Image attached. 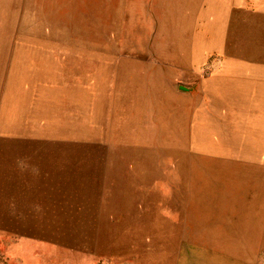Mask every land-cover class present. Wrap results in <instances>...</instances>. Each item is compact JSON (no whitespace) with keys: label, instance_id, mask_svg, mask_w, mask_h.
<instances>
[{"label":"rangeland","instance_id":"rangeland-1","mask_svg":"<svg viewBox=\"0 0 264 264\" xmlns=\"http://www.w3.org/2000/svg\"><path fill=\"white\" fill-rule=\"evenodd\" d=\"M262 41L264 0H0V264H264Z\"/></svg>","mask_w":264,"mask_h":264},{"label":"crops","instance_id":"crops-1","mask_svg":"<svg viewBox=\"0 0 264 264\" xmlns=\"http://www.w3.org/2000/svg\"><path fill=\"white\" fill-rule=\"evenodd\" d=\"M232 30V29H231ZM231 30L226 29V30H221L219 29L218 34L219 36H221L222 34H224L225 37L230 36V32ZM241 31V30H239ZM238 31V32H239ZM264 42V41H262ZM262 49H264V43L261 46ZM223 51V50H222ZM225 55L227 56L228 51L225 49L224 51ZM242 55L237 56L238 59L232 62L230 60H224L222 62L223 65V70L225 72L222 73V75L217 76L216 79L213 80H209V90L215 91L216 94H220L222 95L221 98H217L219 100H223V99H242L241 95L246 94L249 90L248 86L244 84L243 82V77L248 76V74L243 73L241 71H239L240 68L244 67L243 62L244 60L242 59L243 56ZM225 57V56H224ZM222 77V78H221ZM219 81V83H218ZM245 85V86H244ZM226 95V97H223V95ZM83 168H76V172L80 173V171L82 172ZM69 171V170H68ZM72 174L73 171H69ZM74 172V173H76ZM79 176V175H78ZM10 181H14L12 179H8ZM17 184V183H14ZM71 186H73V184H71ZM98 187V184L96 182V188ZM8 193H6L5 196H10L11 198L15 199L13 202L16 203V205H23L24 202L27 201V199H25L24 195H22V193L20 194H16V193H11L9 191H7ZM108 200V198H107ZM104 197V195H99L97 192L90 194V195H74L73 191H71V194L68 193L67 195V205L68 208L70 209L69 212V218L70 221H74L73 218V211H74V207L76 205H83L85 208H83L80 212H78L79 214L83 215V219L86 222H90V225H87L85 227H96V226H101L98 225L99 223L105 222L107 220V217L105 216L106 211L104 210V207H102V209H100L101 206H104L106 204L107 201ZM9 202H4L3 206L8 205ZM107 204H110L109 202ZM98 207V209H97ZM3 212V211H2ZM92 223V224H91ZM96 223V224H93Z\"/></svg>","mask_w":264,"mask_h":264}]
</instances>
